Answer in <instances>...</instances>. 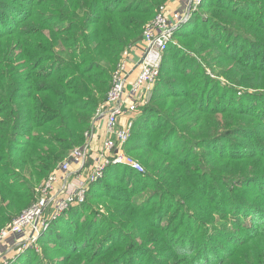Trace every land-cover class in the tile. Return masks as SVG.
Segmentation results:
<instances>
[{
	"label": "trees",
	"instance_id": "trees-1",
	"mask_svg": "<svg viewBox=\"0 0 264 264\" xmlns=\"http://www.w3.org/2000/svg\"><path fill=\"white\" fill-rule=\"evenodd\" d=\"M165 1L0 0V231L23 203L33 200L34 184L85 140L110 85L107 75L101 78L105 69L97 57L115 56L122 34L136 31ZM232 2L203 0L198 9L205 12H193L174 37H192L201 24L215 22L222 28L217 40L207 33L193 36L190 44L203 41L198 51L217 75L254 88L264 80V23L255 14L234 11ZM210 82L219 84L211 79L200 90L151 96L125 145L127 153L145 160L147 171L109 167L82 204L42 232L40 246L55 242L65 250L55 264H99L95 261L107 252L103 248L114 243L141 248L137 239L143 247L158 242L172 246L171 264H264V109L247 106L252 103L247 100L235 104L237 98L226 94L220 95L223 104H212ZM231 134L241 138H226ZM224 139L234 151L214 147ZM136 174H144L145 204L132 202V188L122 190L109 182L117 177L126 184L124 179ZM91 198L107 212L103 224L82 217L86 207L92 211L87 205ZM193 228L201 232L198 239L188 236ZM124 230V240L113 239ZM102 232L99 244L106 246L83 254ZM44 254L28 248L10 264L51 263ZM123 254L130 257V252Z\"/></svg>",
	"mask_w": 264,
	"mask_h": 264
},
{
	"label": "built area",
	"instance_id": "built-area-1",
	"mask_svg": "<svg viewBox=\"0 0 264 264\" xmlns=\"http://www.w3.org/2000/svg\"><path fill=\"white\" fill-rule=\"evenodd\" d=\"M202 2L174 0L156 9L142 29L141 41L122 51L85 140L35 187L33 200L1 229L0 241L10 238L13 248L19 251H37L42 232L66 211L82 204L90 186L102 179L109 167L121 165L144 172L141 163L126 152L125 145L137 116L148 103L169 42ZM99 130L103 138L94 148L92 142Z\"/></svg>",
	"mask_w": 264,
	"mask_h": 264
},
{
	"label": "rangeland",
	"instance_id": "rangeland-1",
	"mask_svg": "<svg viewBox=\"0 0 264 264\" xmlns=\"http://www.w3.org/2000/svg\"><path fill=\"white\" fill-rule=\"evenodd\" d=\"M172 1L174 0H167L164 3H168ZM232 4L233 5H231L232 6L231 8L234 11L255 14L256 20H259L264 23V0H233ZM144 6H145L144 4L140 5V7H144ZM199 10L202 11L203 13L205 12L204 8L202 9L199 8L197 11ZM154 13H155L154 10H152V13L146 16L147 19L139 27H137L136 31L129 32L128 30L125 32L126 35L122 34V39L120 41V44L116 45L114 48L116 52L115 56L112 55L111 52L108 54H104L103 52L105 50H102L104 45L101 46V49L99 51L103 53L102 56L105 57L103 61L97 57L101 66L105 69V72L100 73L101 78H104L107 75L108 83H109V80L111 81L110 76L112 75V71L114 70L118 60L120 59L122 51L127 46L129 45L132 46L141 41L142 29L144 25L153 18ZM221 29L222 28H220L218 24H215V22H212L211 26L205 23L204 25L201 24L199 28L197 29L195 28V30H193L190 33L192 34L191 35L192 37H186L184 39H180L179 36L177 37L173 36V38L169 42V45H168L169 48L167 47L168 50L166 49L167 52L165 51L166 55H165V58H163L164 65H163L162 71L157 77L156 82L154 83L153 89L149 94V99L151 98L152 95L158 94L160 92L167 91V90H181V91L186 90V89L187 90H191V89L200 90L202 84H204L205 82L207 84L208 81L212 79L214 81H218L219 83L217 84V82L215 83L210 82L208 94L215 95V99L211 101L212 104H218V103L223 104V102L220 100V95L226 94L227 97L230 95H233L234 97L237 98L235 104H237V102L240 103L241 100L243 101L247 100V102H252L251 104H247V106H253V107L263 106L262 107V110H263L264 109V98H258L260 97L258 95L264 94V80H260V82L254 86V88L237 86L234 83H232L231 80H227L223 76L217 75L213 68H210L209 66H207V64H210L211 62L205 61L204 60L205 53L198 51L200 47L199 45L203 41L198 39L196 42L190 44V41L193 38V36L197 37L198 35H202V34L207 35V33L210 34V35H207L209 38L211 39L215 38L217 40L218 32L221 31ZM209 30H211V32ZM228 34L229 33L227 31L224 34V36ZM106 46L110 47L112 45H106ZM230 48L232 50L235 49V47L234 48L230 47ZM107 49L109 50V48ZM107 58H108V61H107ZM206 73H207V76L209 75L210 76L209 78L211 79L207 78ZM185 79H187L188 81H186L185 84L182 85L183 84L182 82H184L183 80ZM201 91H203V89ZM102 101L103 100H101L99 104H101ZM233 104L234 103H232L231 105ZM144 128H145V125H143V127H139L138 129L141 131V130H145ZM226 138L234 140V139H239L241 137L239 134H236V135L231 134L227 136ZM226 141L227 139H224L221 145H217L214 142V147L220 148L222 146L223 147L222 150L231 152L233 149L230 147V144H228ZM78 145H75L74 147ZM248 147L249 148L251 147V143L249 144ZM243 148L245 151H247L246 147H243ZM243 148L240 150H243ZM132 156L135 159H137L141 163V165H143L144 172L145 170L147 171L145 167V160L143 158L136 157L134 155ZM144 174L143 175L136 174V175H132L131 178L128 177L124 179L125 181H127L126 184H124L123 182H120L117 177L116 178L114 177L113 179L109 180V182L112 186H116L122 190L124 188H132L136 192V194L132 198V202L145 204V200H147L148 198L147 196L148 189L143 190L140 187ZM45 178L46 177L44 176L41 180H39V182L35 183L33 186V189L35 190V187ZM113 194L120 195L119 192H113ZM20 201L24 202V198L16 201L15 203L18 204ZM96 202L97 200L94 198H91L88 201L87 205H92L93 207L92 211H89L88 208L86 207L84 213H82V217L84 216H85L84 218H86L87 216L89 218L94 217L95 219H97L99 222L103 224L101 219H104L107 216V212L100 205L95 206ZM26 205H27L26 203H23L20 206V208L16 211V213L24 209ZM150 210H152V207L146 208V209L144 208L143 212L145 213V211H150ZM9 223H10V219L6 223L5 226H7ZM82 229L83 227H81L80 231ZM125 232H126L125 230L122 232H118L117 234H115L113 239L121 242L122 240H124L123 234ZM130 233L132 235H135L136 231L133 230ZM102 234L103 232L100 235H98V237L91 238L89 245L85 249L83 254H85L86 256L88 255L90 256V254H92L91 252L94 249L103 248L104 246H106L105 243L99 244L100 240H102V237H103ZM183 234H186V233L183 232ZM193 234H194L195 239H198V237L201 235V232H197L196 229L193 228L191 230V233L188 234V236L192 237ZM238 236H240V234H238ZM135 241L137 242L139 246H141V248H134L131 250V248H126L125 243H122L121 246H117L114 243L108 248H103L102 250H105L107 252L104 254L103 257H99V259L95 262L99 264H108V263L113 264V261L115 260L114 258H116V256H119V255L122 256L126 254V253L123 254L124 252H130V257L122 256L120 261L117 264H145V263L149 264L151 263V260H159V261H155L154 263L152 262V264H171L172 262L171 260L173 259H170V257L174 254L173 253L174 249H170V248H173L172 246L166 243L158 242V243H146L144 244V247H143L141 242H144V241L138 240V239ZM12 244H13V241H11L10 238L5 241H0V264H7V262H10L12 260L10 258L12 251H17L19 253L23 252V250L19 251L17 250V248H13L14 246H12ZM37 249H38L37 253H40V254H42L43 252L45 253L44 258L46 256H50L52 258L51 259L52 262L49 264H55V262L57 260H60L59 258L62 255H64V252H65V250L59 248V246H57L55 242H46L45 244H42L41 246L38 244ZM18 256L19 255H17V257ZM172 258H176V257H172ZM109 259L111 260V262H106ZM163 260L164 262H162ZM77 261L82 262L80 260H72V262L74 263H76ZM70 263L68 262L65 264H70ZM82 264H86V262H82Z\"/></svg>",
	"mask_w": 264,
	"mask_h": 264
},
{
	"label": "crops",
	"instance_id": "crops-1",
	"mask_svg": "<svg viewBox=\"0 0 264 264\" xmlns=\"http://www.w3.org/2000/svg\"><path fill=\"white\" fill-rule=\"evenodd\" d=\"M186 0H183V2H185ZM102 138H103V133H102V131L101 130H99L98 132H97V135H96V139H94L93 140V142H92V144H93V146H94V148H97V147H99V144H100V142L102 141ZM60 217H62V216H60ZM59 217V218H60ZM58 218V219H59ZM22 252H17V251H12V253H11V255H10V258L12 259H10L9 261L10 262H7V264H10L11 262H14L16 259H17V255H20Z\"/></svg>",
	"mask_w": 264,
	"mask_h": 264
}]
</instances>
